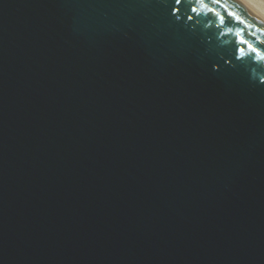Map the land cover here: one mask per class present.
<instances>
[{
    "label": "water",
    "instance_id": "1",
    "mask_svg": "<svg viewBox=\"0 0 264 264\" xmlns=\"http://www.w3.org/2000/svg\"><path fill=\"white\" fill-rule=\"evenodd\" d=\"M192 6L0 0V264H264V61Z\"/></svg>",
    "mask_w": 264,
    "mask_h": 264
},
{
    "label": "snow or ice",
    "instance_id": "2",
    "mask_svg": "<svg viewBox=\"0 0 264 264\" xmlns=\"http://www.w3.org/2000/svg\"><path fill=\"white\" fill-rule=\"evenodd\" d=\"M184 0H173L174 5H182ZM196 6L191 7V12L195 13L196 16L206 15L210 13L215 17L217 21V27L220 29L226 28L227 33H233L235 31L236 43L238 45L236 49L237 59L243 60L245 58H253L256 61H264V48L257 46L246 37L247 35L255 36L258 32H264V25H261L259 21L251 22L247 19L248 13L243 10L241 13L236 11H229L224 6L222 0H192ZM220 6L224 9L223 13L218 11L214 6ZM180 12L179 7H173L172 13L178 17ZM187 19L192 20V16H188ZM255 18H253L254 20ZM228 21H235L243 27H238L235 30L232 27H227ZM259 45H264V40H260Z\"/></svg>",
    "mask_w": 264,
    "mask_h": 264
},
{
    "label": "bare ground",
    "instance_id": "3",
    "mask_svg": "<svg viewBox=\"0 0 264 264\" xmlns=\"http://www.w3.org/2000/svg\"><path fill=\"white\" fill-rule=\"evenodd\" d=\"M264 21V4L261 0H239Z\"/></svg>",
    "mask_w": 264,
    "mask_h": 264
},
{
    "label": "rangeland",
    "instance_id": "4",
    "mask_svg": "<svg viewBox=\"0 0 264 264\" xmlns=\"http://www.w3.org/2000/svg\"><path fill=\"white\" fill-rule=\"evenodd\" d=\"M260 1V0H259ZM261 2L264 4V0H261Z\"/></svg>",
    "mask_w": 264,
    "mask_h": 264
}]
</instances>
